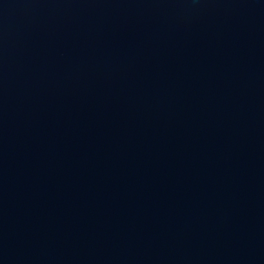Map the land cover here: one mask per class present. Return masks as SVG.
I'll list each match as a JSON object with an SVG mask.
<instances>
[{
  "label": "water",
  "instance_id": "95a60500",
  "mask_svg": "<svg viewBox=\"0 0 264 264\" xmlns=\"http://www.w3.org/2000/svg\"><path fill=\"white\" fill-rule=\"evenodd\" d=\"M0 264H264V0H0Z\"/></svg>",
  "mask_w": 264,
  "mask_h": 264
}]
</instances>
